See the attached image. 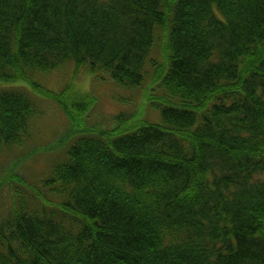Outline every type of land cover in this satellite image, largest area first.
<instances>
[{"label":"trees","instance_id":"1","mask_svg":"<svg viewBox=\"0 0 264 264\" xmlns=\"http://www.w3.org/2000/svg\"><path fill=\"white\" fill-rule=\"evenodd\" d=\"M66 65L125 91L108 126L101 86L36 80ZM22 81L70 128L45 178L8 179L0 264H264V0H0V82ZM37 117L0 88V152Z\"/></svg>","mask_w":264,"mask_h":264},{"label":"rangeland","instance_id":"2","mask_svg":"<svg viewBox=\"0 0 264 264\" xmlns=\"http://www.w3.org/2000/svg\"><path fill=\"white\" fill-rule=\"evenodd\" d=\"M36 80L45 88L59 94L63 88L68 87L71 95L81 97L83 94L81 98L88 95L87 97L96 101L99 98L98 89L101 86L106 92L107 99L96 108V112L93 111L90 118L91 124L108 126L109 124H102L108 118L104 113L111 114L117 110L123 111L125 108V105L118 102L116 98L120 96L119 100L122 101V94H126L121 87L119 88L116 84L101 85L99 80H96L98 83L96 87L90 74L79 72L74 75L72 66H63L54 73H43ZM13 87H20L31 95L40 112V117L34 119L33 132L25 143L8 147L0 152V184L4 185L0 189V203L6 207L12 203L11 183L8 179L15 173L31 182H38L45 178L49 174L53 158L64 154L63 150L55 149V147L58 145L57 140L65 136L70 128L65 114L59 108V101L55 102L45 95L37 98L38 91L32 89L26 81L0 82V88ZM56 96L59 100L62 99L60 95ZM126 109L129 108L126 106ZM151 117L154 120L157 119L156 114Z\"/></svg>","mask_w":264,"mask_h":264}]
</instances>
